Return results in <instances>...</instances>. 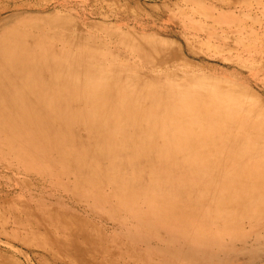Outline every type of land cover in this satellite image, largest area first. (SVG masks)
I'll list each match as a JSON object with an SVG mask.
<instances>
[{
	"label": "bare ground",
	"instance_id": "bare-ground-1",
	"mask_svg": "<svg viewBox=\"0 0 264 264\" xmlns=\"http://www.w3.org/2000/svg\"><path fill=\"white\" fill-rule=\"evenodd\" d=\"M60 23L21 18L0 24V100L16 102L19 112L15 118L0 113V160L55 176L75 172L79 182L91 181L99 199L117 196V209L136 213L141 199L153 202V218L137 225L142 237L131 234L128 243L140 264H233L227 223L248 210L232 206V188L214 185L227 184L233 166L255 167L251 159L264 155V126L251 124L258 119L247 105L225 110L209 98L199 101L198 91L183 97L166 80L112 72L89 47L71 45V28ZM52 36L57 43H45L43 37ZM48 181L42 183L59 184ZM248 184L264 190V180L248 178L241 187ZM106 185L116 192L104 194ZM167 202L170 212H160ZM41 214L61 232L52 242L79 255L71 224L48 208Z\"/></svg>",
	"mask_w": 264,
	"mask_h": 264
},
{
	"label": "rangeland",
	"instance_id": "rangeland-1",
	"mask_svg": "<svg viewBox=\"0 0 264 264\" xmlns=\"http://www.w3.org/2000/svg\"><path fill=\"white\" fill-rule=\"evenodd\" d=\"M21 18L48 26L61 22L71 28V45L89 47L96 62H106L112 72L137 71L142 81L166 80L183 97L198 91L199 101L209 98L225 110L247 105L258 119L251 124L264 126V0H0V24ZM54 37L43 38L57 43ZM17 108L16 102L0 100V113L15 118ZM251 161L252 170L233 166L224 177L227 184L214 185L232 188V206L248 210L227 223L225 242L233 264H264V190L241 187L248 178L264 180V155ZM25 166L8 167L0 160V264H140L128 243L142 237L137 225L153 218V202L141 199L136 213L117 209V196L99 199L91 181L79 182L75 172L55 176ZM48 179L59 184L42 183ZM102 192L116 190L106 185ZM169 203L159 211L169 213ZM42 207L71 224V242L82 245V259L52 242L61 232L44 220Z\"/></svg>",
	"mask_w": 264,
	"mask_h": 264
}]
</instances>
